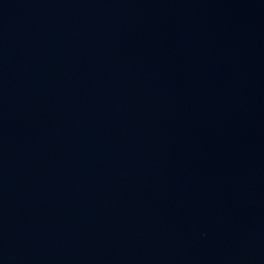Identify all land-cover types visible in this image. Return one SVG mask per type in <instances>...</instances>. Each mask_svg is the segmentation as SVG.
<instances>
[{
	"label": "water",
	"instance_id": "obj_1",
	"mask_svg": "<svg viewBox=\"0 0 264 264\" xmlns=\"http://www.w3.org/2000/svg\"><path fill=\"white\" fill-rule=\"evenodd\" d=\"M0 264H264V0H0Z\"/></svg>",
	"mask_w": 264,
	"mask_h": 264
}]
</instances>
